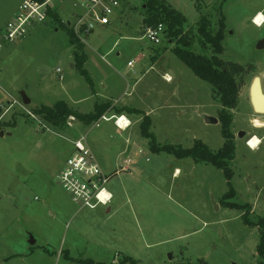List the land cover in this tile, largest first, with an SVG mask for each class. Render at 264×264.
<instances>
[{"label": "rangeland", "instance_id": "374dc122", "mask_svg": "<svg viewBox=\"0 0 264 264\" xmlns=\"http://www.w3.org/2000/svg\"><path fill=\"white\" fill-rule=\"evenodd\" d=\"M22 1L0 0V30ZM165 1L185 15L190 49L212 55L199 33L205 16L211 30L222 33L218 56L246 69L238 79V103L230 109L235 136L230 183L211 164L153 152L141 134L147 114L161 144L191 147L201 140L218 151L225 141L222 104L212 85L175 54L176 39L165 33L154 44L144 36L145 0H124L121 19L112 17L77 39L82 50L58 23L35 24L25 37L0 48V264H119L124 257L136 264H262L258 227L246 224L245 210L224 205L222 198L232 187L229 200L249 204L252 221L264 217V112H255L250 99L255 77L264 92V47L257 48L264 24L254 21L258 10L264 13V0ZM72 3L58 7L64 23L73 19ZM81 56L91 81L77 66ZM59 100L84 113L109 101L115 115L123 106L144 114L126 113L131 124L120 130L114 119L86 124L74 117L61 128L32 112ZM239 131L246 135L238 137ZM81 135L110 177L106 187L113 198L95 209L74 202L59 180L71 141ZM252 135L260 140L256 148L247 144ZM127 160L130 170L124 171Z\"/></svg>", "mask_w": 264, "mask_h": 264}, {"label": "trees", "instance_id": "16d2710c", "mask_svg": "<svg viewBox=\"0 0 264 264\" xmlns=\"http://www.w3.org/2000/svg\"><path fill=\"white\" fill-rule=\"evenodd\" d=\"M144 18L145 26L164 24L165 33L170 39H176L177 45L173 48L175 54L194 72L199 78L208 81L213 88L214 97L222 104V109L219 111V120L222 123V134L225 139L223 146L218 151H213L207 144L201 140H196L191 147H183L171 143L161 144L156 140V136L150 131L151 119L150 116L144 114L142 110L123 107L117 109L118 113H142L143 120L140 124L141 134L149 139L150 149L153 152H165L172 154L178 158H192L196 163L211 164L224 171V174L230 183L233 176V170L230 167L231 161L235 158V136L231 131L233 122V114L230 109L234 108L239 99L240 83L239 78L243 77L246 69L243 65L221 59L218 55L223 52L222 33L221 31L213 32L209 26V21L205 16L201 17L199 23V33L203 44L211 46L212 55L207 56L197 53L188 47V40L183 33V27L186 24L185 15L168 4L165 0H145L144 2ZM49 19L58 23L66 29L72 42H77V47L82 50L83 45L77 40L72 29L59 18L58 10L50 11ZM48 19V20H49ZM47 20V21H48ZM221 26H224V16L221 17ZM78 68L82 75L88 80L90 76L88 71L83 68L85 61L84 57H79ZM110 102H96L94 109L91 112L84 113L70 106L66 101L59 100L53 105H41L33 109V114L37 115L41 120L64 128L67 126L69 117L90 124L98 120L101 115L110 109H115ZM0 104V114H1ZM235 196V190L231 187L227 194L222 198V203L226 206L236 207L245 210L243 217L244 222L250 226H256L259 229V243L257 253L261 258V263L264 264V217H260L257 221L250 219L249 213L251 206L249 204H239L229 200ZM94 261L88 260L85 264H93ZM122 264H136L130 257H124L121 260ZM101 264V263H100ZM206 264V263H203Z\"/></svg>", "mask_w": 264, "mask_h": 264}, {"label": "built area", "instance_id": "2783aa9c", "mask_svg": "<svg viewBox=\"0 0 264 264\" xmlns=\"http://www.w3.org/2000/svg\"><path fill=\"white\" fill-rule=\"evenodd\" d=\"M64 1L66 0H23L13 16L6 22L3 30H0V48L6 43L12 44L25 37L33 25L45 23L49 19L50 11H57L60 3ZM123 4L124 0H73V19L65 23L78 39L84 40L97 27L110 24L111 18L116 17L122 11ZM256 18L257 15L254 21ZM164 34L165 26L162 23L145 26L144 36L154 44L160 43ZM131 63L129 62V65ZM164 77L167 81L171 80L167 75ZM59 78L62 79V75ZM15 102L16 100L8 104L7 111L14 106ZM122 118H124L123 121H121ZM111 119H114L115 126L120 130L127 129L131 124L124 114L107 116L104 113L95 122L98 124L99 120ZM71 143L73 150L59 172L61 185L71 195L73 201L81 203L82 207L95 209L99 205H108L113 198L112 193L106 187L109 175L102 170L87 145L84 135L74 139Z\"/></svg>", "mask_w": 264, "mask_h": 264}, {"label": "water", "instance_id": "95a60500", "mask_svg": "<svg viewBox=\"0 0 264 264\" xmlns=\"http://www.w3.org/2000/svg\"><path fill=\"white\" fill-rule=\"evenodd\" d=\"M263 47H264V37L257 44L258 49H262ZM21 99H22L24 104L30 103V99L23 92L21 93ZM250 99H251V103L253 105L255 112L263 113L264 112V92L262 89L261 79L259 77H255L253 79L252 86L250 89ZM206 121L216 123V122H218V119L213 118V117H207ZM244 135H246L245 131H239L238 137L242 138V137H244ZM109 211H110V208L107 209V212H109ZM34 242L35 241H34L33 237H31L30 243L32 244Z\"/></svg>", "mask_w": 264, "mask_h": 264}, {"label": "crops", "instance_id": "0c3cea01", "mask_svg": "<svg viewBox=\"0 0 264 264\" xmlns=\"http://www.w3.org/2000/svg\"><path fill=\"white\" fill-rule=\"evenodd\" d=\"M123 6H124V4H123ZM123 6H122V7H123ZM58 12H59V11H58ZM123 13H124V8H123L122 11L119 13V15H117L116 17H118V18L121 19ZM257 13H260V14H262V16H264V13H263L262 11H260V10H258ZM257 13H256V14H257ZM58 14H59V13H58ZM59 18H60V17H59ZM60 19H61V18H60ZM48 21H52V20L49 19ZM48 21H47V22H48ZM61 21H62V20H61ZM101 27H103V26H101ZM164 75H167V77H170V78H171V76H170L168 73H164V74H163V77H164ZM164 79H165V77H164ZM70 106H71V105H70ZM72 107H73V106H72ZM114 107H115V106H114ZM123 107H129V106H123ZM123 107H121V108H123ZM73 108H74V107H73ZM132 108H134V107H132ZM75 109H76V108H75ZM93 109H94V108H93ZM136 109H137V108H136ZM139 110H140V109H139ZM92 111H93V110H92ZM113 111H114V109H110V110L106 111V113H112L111 115H114L116 112L113 113ZM90 112H91V111H90ZM126 113H127V112L124 111V112H122L121 114H124V115H125ZM111 115H110V116H111ZM255 148H256V147H255ZM127 163H128V165H124V166H122V170H124V171H126V170H130V168H128V166L131 165V161H130V160H127ZM176 170H178V168H176ZM112 195H113V194H112ZM108 208H110V211H111V207H108ZM108 208H107V209H108ZM107 209H106V212H107ZM110 211H109V212H110Z\"/></svg>", "mask_w": 264, "mask_h": 264}, {"label": "bare ground", "instance_id": "6f19581e", "mask_svg": "<svg viewBox=\"0 0 264 264\" xmlns=\"http://www.w3.org/2000/svg\"><path fill=\"white\" fill-rule=\"evenodd\" d=\"M257 15V18H256V24L257 25H262V20H263V18H264V16H262V14H260V13H257L256 14ZM123 119L124 118H122L121 119V121H123ZM259 142H260V140L257 138V137H255V135H252L249 139H248V141H247V144L251 147V148H255V147H257L258 145H259Z\"/></svg>", "mask_w": 264, "mask_h": 264}]
</instances>
